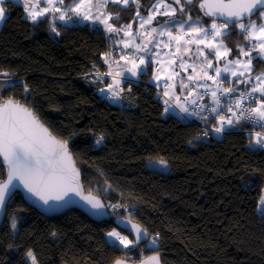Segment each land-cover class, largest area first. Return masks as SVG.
Returning a JSON list of instances; mask_svg holds the SVG:
<instances>
[{
    "label": "trees",
    "instance_id": "16d2710c",
    "mask_svg": "<svg viewBox=\"0 0 264 264\" xmlns=\"http://www.w3.org/2000/svg\"><path fill=\"white\" fill-rule=\"evenodd\" d=\"M198 1L181 4L206 24L211 19L199 12ZM6 2L0 82L12 80L16 87L0 92V102L14 99L31 108L58 139L68 142L85 191L102 198L111 218L95 222L78 210L44 217L15 194L0 227V264H28L29 250L37 264L137 262L145 244L129 250L106 238L117 216L134 220L157 238L151 252L160 255L162 264H264V214L257 211L264 191V148L250 143L256 136L248 127L225 124L219 136L199 139L203 126H220V120L209 114L188 120L165 111L149 80L151 62L137 81H122L120 98L112 100L105 88L110 78L105 60L113 45L101 26L67 24L50 12L34 24L21 3ZM106 11L120 27L134 21L135 4L109 3ZM244 37L239 28L223 36L231 58L240 47L248 51L255 43ZM263 70L264 61H253V74ZM234 80L246 78L228 79L224 87L237 86ZM198 90L192 87L185 97ZM159 160L166 161L165 170L149 165ZM4 175L0 162V178ZM125 206L135 212L129 216Z\"/></svg>",
    "mask_w": 264,
    "mask_h": 264
},
{
    "label": "snow or ice",
    "instance_id": "6c2138e0",
    "mask_svg": "<svg viewBox=\"0 0 264 264\" xmlns=\"http://www.w3.org/2000/svg\"><path fill=\"white\" fill-rule=\"evenodd\" d=\"M22 2V6L26 13V18L31 19L33 23H37L40 17H43L47 12L51 11L53 14L60 13L58 17L54 15L55 19L60 21L73 20V15L83 20H91L92 26H98L102 24L104 30L109 34H119V32L124 31L125 36L130 35L131 25H121L120 27H114L113 14L106 11L109 3L113 4H123L124 7L129 6L130 3H137V0H72L66 8L61 9L57 7V3L63 5L65 0H47L48 7L43 8L40 11H36L37 4L32 3L31 0H18ZM39 2V0H38ZM173 3L179 5V9L172 7L171 3H165L164 0H157V3L153 4L148 10L149 15L144 19L140 25L143 28L145 25H151L155 19L153 11L157 9H162L159 12L160 15H167L170 19L163 22V26L159 30V35H167L169 37V42L175 41L177 44L175 56L178 59L171 60L169 66L172 67V74L168 77L169 80H175L176 77L180 76V73L175 70L174 65L177 63L181 69L187 70L188 67L192 68L194 75H188L187 81L183 78L180 79L179 83L181 89H187L191 85H198L199 87H204L208 90L209 85L206 83L200 84L202 80H211L216 85V90L211 91L212 103L216 105L211 109L212 112H217L219 109L223 111L224 107L228 108L229 112H233L234 104L235 108L240 109L239 112H233L235 116V123L239 124L244 121L246 124L251 123L253 126H259L264 130V74L255 77L257 83L252 86L251 91L245 90L241 93L239 98H235L232 94L236 91L231 87H224V84L228 82L227 76L223 75L225 73H231L233 77L245 76V73H251L253 71V61H259L264 59V24H258L256 19H251V17L256 16L259 13V18L264 19V0H202L199 4L201 10L207 9L205 15L207 16H219L223 17L224 21L222 23H217L213 20L211 23V31L209 29L199 26V25H189L188 29H185V25L188 21L192 20V16H188V20H184L182 16L177 18V11L181 14L189 11L186 9L181 0H172ZM184 3L191 5L193 0H184ZM139 6V5H138ZM93 9L96 10L95 15H93ZM8 4L6 0H0V22L7 19ZM73 15H68V13ZM139 15V11L136 13ZM245 17L249 19L245 22ZM120 16L117 12L115 15V20H119ZM199 19V17H197ZM127 28L129 31H126ZM239 28L240 33L245 34V40L256 41L252 47L245 51L243 47L239 48V53L245 56L247 59L241 61L240 59L228 60L223 68L214 66L212 59L209 57L212 55L213 51L217 60L227 59L230 49L224 45L223 39H218L225 36L227 32L229 35L232 30ZM176 29L180 34L173 35V30ZM53 32L57 31L55 26L51 29ZM191 33V38L185 40L184 33ZM157 33V28H151L148 33L152 36ZM136 35H140L139 32ZM109 39L113 36L109 35ZM213 40H217V43H212ZM181 41H183V50L181 49ZM149 40L148 43L143 45H137V51H144L148 49V44L152 43ZM123 43L124 47H129V42L119 41ZM195 43L197 45V57H191V49L188 45ZM203 44L204 48L209 49L206 54L203 49L199 48V45ZM166 47L169 45H165ZM222 49V50H221ZM256 52L253 56L252 53ZM189 55L194 61L198 60L200 56L204 57V60L200 62V71H197V63L187 64L184 57ZM121 59H124L121 56ZM105 63H109V59L105 60ZM203 64L207 67L204 68ZM140 65H145V60L143 57L140 58V64L137 65L133 63L132 67L127 69L131 72L132 76H137L138 71L143 72L144 69ZM111 68V65H110ZM209 69H214L215 76L209 74ZM123 71L117 72L116 76H123ZM7 75L6 73L4 74ZM106 75H113L112 71L106 73ZM155 79L159 80L160 77L156 76ZM239 80H234L232 83H240ZM248 80L243 81V83H248ZM119 85L120 81L118 79H113V84L108 86V92L111 93V99H119ZM16 84L12 80L6 82H0V92L14 88ZM166 89L164 91L165 96H169L170 92ZM171 88H175L173 83ZM29 89L25 86V91ZM258 94V96H257ZM225 97V102L222 105L221 97ZM203 99V97H199ZM177 101L179 97H176ZM249 101V104H256L255 107H243V102ZM196 104V100L190 101ZM167 104L168 102L165 101ZM180 107V111L188 113L189 109L184 106L177 104ZM204 106L201 105V108ZM168 109L166 108L165 111ZM234 123L232 117H220V126L215 128L217 133L224 130V125L227 124L231 126ZM207 133H205L206 135ZM103 137H100L96 141L100 144ZM253 146H258L264 148V135L261 132L256 133V139L254 142H250ZM0 157L3 158V163L8 167V181L6 183L0 184V209L6 208L8 198L11 195V189L15 188L16 185L13 184L14 179H18L20 183L24 185L28 192L37 196L45 205H49V200L62 201L64 196L67 195L68 190L75 191L73 185L78 186L79 172L72 166L71 160L72 156L69 153L68 142L57 140L54 136L49 133L48 129L45 128L37 120L35 115L27 108L15 103L12 100L7 101L5 104L0 105ZM149 161V164H152ZM156 164L166 167L167 163L164 160H159L155 162ZM11 186V188H10ZM63 190V194H60ZM57 193L55 195H50V193ZM92 209L96 210L95 214L105 215L106 213L101 211L105 209L106 205L101 203L99 199L94 196H82ZM49 207H53L49 205ZM113 209L119 207L118 205H109ZM131 216L133 213L131 210H126ZM257 211L264 214V196H261L257 203ZM128 223L120 220L119 227L121 231H117L115 228L107 232V236L110 238V242L115 245L118 242L122 245L124 249L131 250L132 248L138 246L141 242L155 245L157 243V238H153L151 241H147V232L144 231L139 225L131 224V229H128ZM12 228H16L15 219L12 222ZM128 230L129 234L135 232V239H129V235L122 234V231ZM53 236L56 233L52 234ZM27 258L31 260V264H37L36 257L33 255L32 251L29 250L26 253ZM115 264H126L124 260L117 259ZM142 264H159V257L152 256L149 257L148 261L142 262Z\"/></svg>",
    "mask_w": 264,
    "mask_h": 264
},
{
    "label": "rangeland",
    "instance_id": "374dc122",
    "mask_svg": "<svg viewBox=\"0 0 264 264\" xmlns=\"http://www.w3.org/2000/svg\"><path fill=\"white\" fill-rule=\"evenodd\" d=\"M9 1H14V2H18V0H9ZM32 3L37 4L36 7V11H40L43 8H47L48 4H47V0H31ZM95 2V0H94ZM165 3H171L172 7H176L177 9H179V5H176L175 3L172 2V0H164ZM21 3L22 2H18ZM72 3V0H65V3L63 5H60L57 3V7H60L61 9L66 8L69 4ZM157 3V0H137V3L135 4V14H134V21L129 23V24H125L126 25H131V29H130V35L129 36H125L124 31L119 32V34H109L107 33L105 30L106 35H112V41L116 42V45L118 47H116L117 49H120V56H123L124 59H126L125 62L126 65H124L123 67V73L125 74V76L127 78H133V79H138L140 78L141 74H146L147 70H148V63L151 62V64L149 66L152 67V75L150 77V82L151 84H153L156 88H163V90L165 91L166 89V85L169 86L168 87V91L170 92V95H172V97L176 98V97H182V96H186V92H188L190 89H192V87H194V89H203L204 87H199L198 85H191L189 88L187 89H181V85L179 83L180 79L183 78L185 81H187V76L188 75H194L192 68L188 67L187 70L181 69L179 67V64L177 63L176 65H174L175 70L178 71L180 73V76L176 77L175 80H169L168 77L172 74V67L169 66L170 61L171 60H175L178 59V57H176L174 54L176 52V47L177 44L175 41H171L169 42V37L167 35L164 36H160L159 30L160 28L163 26V22L165 20L170 19V17H168L167 15H160L159 12L162 11V9H157L153 11V15H155V19L153 20L151 25H145L143 28L140 27L142 21L144 19H146L148 17L149 13V9L152 7L153 4ZM131 4V3H130ZM120 6L124 7L123 4H119ZM139 5V6H138ZM264 10V9H263ZM137 11H139V15H137ZM50 13H52L51 11H49ZM48 13V12H47ZM60 13H55V16L58 17ZM97 14L96 10L93 9V15ZM68 15H73L72 13H68ZM192 16V20L188 21V24L185 25V29L187 30L189 25H199L202 27H205L207 29H209V31H211V23L213 22V20L208 21L206 24H204V22H202L200 19H197V17H194L191 10L181 14L179 11H177V18H180L182 16V18L184 20H188V16ZM41 18V17H40ZM30 21H32L31 19H28ZM257 23L258 24H264V19H260L259 18V13L256 17ZM65 22V21H62ZM83 23V22H89L90 24H92L91 20H83L82 18H78L75 17L73 15V20H69L65 23L67 24H73V23ZM217 23H222L220 21H217ZM246 22V21H245ZM2 22H0V26H1ZM99 26H101L104 29V26L102 24H100ZM114 26V25H113ZM116 27V26H114ZM151 28H157V33H154L152 36H149L148 33L151 31ZM126 31H129L127 28H125ZM139 32L140 35H136V33ZM180 34L176 29L173 30V35H177ZM184 35V39H190L191 38V33H187V31L183 34ZM218 39H223V37H220ZM149 40H152L153 42L148 44V49L144 50V51H137V45H143L145 43H148ZM119 41H125V42H129V47L125 48L123 43H119ZM224 41V40H223ZM212 43L216 44L217 40H213ZM256 43V41H255ZM169 45V46H165V45ZM224 45L227 47V45L225 44L224 41ZM181 49L183 50V41H181ZM188 47L191 49V53L190 56L191 57H197L198 53H197V45L195 43H192L190 45H188ZM200 49H203V51L207 54L209 52V49L204 48V45L201 44L199 45ZM112 50V47L110 49V51ZM222 50V49H221ZM246 51V50H245ZM112 53H115L114 49L112 50ZM189 55H185L184 59L187 62V64H192V63H197L198 67H197V71H200V62H202L204 60L203 56H200L198 58V60H193L192 58H190ZM143 57L145 60V65H140L141 68L144 69L143 72L138 71V75L137 76H132L131 72L127 71V69L131 68L133 63L139 65L140 64V58ZM210 59H212L214 66L217 67H221L223 68L224 64L228 61V60H233V59H240L241 61L246 60L247 58L243 55H241L239 53V49H238V54L231 58L230 57V52L229 55L227 57V59H219L217 60L215 53L213 51L212 55L209 57ZM203 67L206 68L207 65L203 64ZM209 74L215 76V71L214 69H209ZM257 73V72H256ZM259 73H264L263 71H259ZM255 74V73H254ZM223 75L227 76V79H233L236 77H233L231 75V73H225ZM253 75V71L251 73H245V76L241 77V76H237L240 78H248L251 77ZM262 75V74H261ZM156 76H159L160 79L157 80L155 79ZM211 80H202L199 83L203 84L206 83L207 85H209V87L211 86ZM175 84V88H171L170 86L172 84ZM176 88L179 90L178 92H176V94L174 93V90H176ZM189 95H191V92L187 95V97H190ZM188 103V102H187ZM256 139V137H254V140ZM150 165V164H149ZM153 167L165 170L166 167L160 166L156 163L151 164ZM262 196H264V191L262 193ZM116 229V228H115ZM113 230V229H112ZM117 231H119L118 229H116ZM107 240L110 241V238L106 235ZM153 238H150L149 241H151ZM118 243V242H117ZM157 243L155 245H151L148 244V246H145L144 250L148 249L150 252L154 251L153 249H155ZM121 246V245H120ZM153 248V249H151ZM144 250H142L139 254V257L142 258L145 255ZM26 257V260L28 262V264H31V260L29 258Z\"/></svg>",
    "mask_w": 264,
    "mask_h": 264
},
{
    "label": "water",
    "instance_id": "95a60500",
    "mask_svg": "<svg viewBox=\"0 0 264 264\" xmlns=\"http://www.w3.org/2000/svg\"><path fill=\"white\" fill-rule=\"evenodd\" d=\"M201 2H202V0H199L197 2V8L202 15H204L206 18H209L211 20H217L220 22L224 21L223 17H219V16L213 17V16L205 15V12L207 11V9H205V10L200 9L199 4ZM225 2H227V0H225ZM252 18L253 17H251V19ZM244 19H245V21H247L249 19V17H245ZM9 100H12L15 103L21 105L22 107L29 109L35 115V113L33 112V110L31 108L25 106L24 104L20 103L17 100H14V99H6V100L0 102V105L5 104ZM35 117L40 122V124H42L45 128L48 129L49 133H51L52 136H54L57 140H60L50 131V129L36 115H35ZM60 141H62V140H60ZM68 149H69V147H68ZM69 153L72 156V160H71L72 166L79 172L78 186L73 185V188H76L75 191L68 190L67 195L64 196V200H62V201L49 200V205L53 206L50 208L49 205H45L43 203V201H41L37 196H34L32 193L28 192L27 189L24 187V185L22 183H20V181L18 179H14L13 184H15L16 187L11 189V195L8 198L7 205L9 203V201L11 200V198L15 194H20L23 201L29 207L36 210L39 214H41L44 217H53L56 215H60L64 212H67L69 210H78V211L82 212L85 216H87L88 218H90L91 220H93L95 222H103V221L109 220L111 218V214L108 212L107 207H105V209L101 210V211L106 213L105 215H97V214H95L96 210L92 209L91 206L84 199L81 198L82 196L91 195V196H94L97 199H99L101 201V203H103L105 205L104 201L102 200V198L100 196L94 194L91 191H85L84 186H83V182H82L81 171L78 168L76 161H75L73 154L71 153L70 149H69ZM0 162H1V164L5 170L4 177L0 178V184H3V183H6L8 181V167L6 164L3 163L2 157H0ZM10 188H11V186H10ZM55 194H57V193H55V192L50 193V195H55ZM60 194H63V190L61 191ZM7 205H6V208H7ZM6 208L0 209V227H1V225L5 219V216H6ZM120 220H123L125 223H128L129 220L131 221V223L128 224V229H131V224L139 225L137 222H135L134 220H132L130 218L123 217V216H117V217L113 218V223H114L115 227L120 229V230H121V228L118 226ZM143 230L146 231L145 229H143ZM125 231L129 234L128 230H125ZM147 234L148 235H147L146 240L149 241L150 235L148 232H147ZM129 235L132 237V239H135V232H131V234H129ZM144 244H145L144 242H141L139 245H144ZM152 256H158L159 257V264H162L160 255L156 252L149 253L148 255L142 257L137 262H130V261H127L124 259H120V260H124L126 262V264H142V262L148 261L149 257H152ZM112 264H115V261Z\"/></svg>",
    "mask_w": 264,
    "mask_h": 264
},
{
    "label": "built area",
    "instance_id": "2783aa9c",
    "mask_svg": "<svg viewBox=\"0 0 264 264\" xmlns=\"http://www.w3.org/2000/svg\"><path fill=\"white\" fill-rule=\"evenodd\" d=\"M109 76V75H108ZM214 84V90H216V85L215 83ZM231 88H234L236 91L232 94L233 97L235 98H239V96L241 95L242 92H244L245 90L247 91H251V85H249L248 83H243V81H241L240 83L237 84V86H231ZM191 90V89H190ZM203 97V99H200L199 97ZM258 96V94H257ZM198 100L196 102V104H191V105H188L187 108L189 109V112L188 113H184V112H179V116H181L183 119H190L192 117V119H195L196 116H199L201 114H209L211 116L214 117V120H220V117L221 116H224V117H232L234 123H235V116H233V112H239L240 109H237L235 108L234 104L231 105L233 107V112H229L228 111V108L227 107H224L223 108V111H220L219 109L217 110V112H212L211 109L213 107H216L215 104L212 103V97H211V91L208 89H202L197 97H196ZM221 102H222V105L224 104L225 102V97H221ZM167 105L169 106H172V102L168 101ZM201 105H203L204 107L201 108ZM255 107L257 106L256 104H249V101H244L243 102V107L247 108V107ZM239 124H242V125H245L248 127V132L251 133L253 136H256V133L257 132H261L262 135H264V130H262L258 125L257 126H253L250 122L249 123H245L244 121H241ZM218 127L214 124H210L208 126H203L201 128V132L198 134V138L201 139V140H207V139H210L212 137H216V136H219L222 132L220 133H217L215 131V128ZM205 133H207L205 135ZM124 208V211L126 213H128V211L126 210H131L132 213L135 212V209L134 207L132 206H125L123 207Z\"/></svg>",
    "mask_w": 264,
    "mask_h": 264
},
{
    "label": "crops",
    "instance_id": "0c3cea01",
    "mask_svg": "<svg viewBox=\"0 0 264 264\" xmlns=\"http://www.w3.org/2000/svg\"><path fill=\"white\" fill-rule=\"evenodd\" d=\"M108 36V35H107ZM111 43H112V48H114V51L116 50V52L115 53H117L118 55L119 54H121V52H120V49H117V48H115V47H118L117 45H116V42L115 41H112L111 40ZM110 53V54H109ZM108 54L110 55V57H109V60L111 59V61H109L110 62V65H111V68H110V66L108 67V71H107V73L109 72V71H112V73H113V75H109V81H108V83H105V88H108V86L109 85H111V84H113V79L115 78V79H118L119 81H120V85H121V83H122V81H124V80H131V81H137L136 79H133V78H127L126 76H125V74H123V76H116L115 74L117 73V72H121V71H123V67H124V65H126V63L127 62H125L126 61V59H121V56H113L114 54H112V50L109 52ZM264 60V59H263ZM261 74H264V73H259V72H257V73H255V74H253L250 78H251V84H252V86L253 85H255L256 83H257V81H256V79H255V77L256 76H258V75H261ZM119 85V86H120ZM172 95L173 94H171V95H169L170 97H172Z\"/></svg>",
    "mask_w": 264,
    "mask_h": 264
},
{
    "label": "bare ground",
    "instance_id": "6f19581e",
    "mask_svg": "<svg viewBox=\"0 0 264 264\" xmlns=\"http://www.w3.org/2000/svg\"><path fill=\"white\" fill-rule=\"evenodd\" d=\"M262 61H264L263 59H262ZM152 68V67H151ZM246 80H248L249 82H248V84L249 85H252L251 84V78L250 77H248ZM203 89H205V88H203ZM210 91H214V87L213 86H210L209 88H208ZM202 89L200 88L199 90H198V92H197V94L195 95V96H192V95H189L190 97H180L179 98V100L177 101V99L176 98H174V97H170V96H165L164 95V90H163V88H158V95L160 96V98L162 99V102H163V104H164V106L168 109L167 111H172V112H174L175 114H177V115H179V112H180V107H178L177 106V104L179 103L180 105H184V106H188V105H191L192 103L190 102V101H192V100H198L196 97H197V95H198V93L201 91ZM165 101H170V102H172V106H169V105H167L166 103H165ZM188 102V103H187ZM92 192V191H91ZM94 193V192H93ZM95 194V193H94ZM97 195V194H96ZM107 204H109L108 202H107Z\"/></svg>",
    "mask_w": 264,
    "mask_h": 264
}]
</instances>
